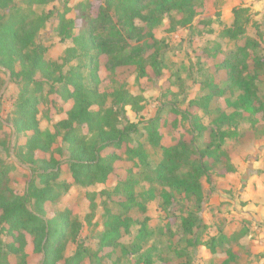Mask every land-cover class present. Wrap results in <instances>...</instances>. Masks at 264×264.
<instances>
[{
    "label": "trees",
    "instance_id": "1",
    "mask_svg": "<svg viewBox=\"0 0 264 264\" xmlns=\"http://www.w3.org/2000/svg\"><path fill=\"white\" fill-rule=\"evenodd\" d=\"M19 1L25 6L13 4L14 0H0L3 11L0 66L10 72L19 87L13 101L12 122L18 135L17 155L21 162L31 166V177L26 192L18 193L11 186L12 167L0 157V264H32V257L38 255L36 264H84L86 261L88 264H154L152 251L146 250L154 234L149 227L148 202L162 203L170 212L175 209V203L194 199L201 208L205 200L202 178L206 177L213 185L212 171L220 165V176L234 171L224 148L226 141H248L246 134L239 130L240 122L250 124L247 132L253 138L262 131L258 128L261 120L264 121V34L260 23L254 19L250 7L236 6L233 23L225 25L220 33L221 37L233 41L234 47L225 53L218 42L210 48L204 47L202 55L198 54V63L206 69L201 83L206 93L191 99L182 109L173 91L175 83L168 78L161 93L168 112L164 114L160 108L140 128L139 122L130 119L127 108L140 113L146 98L129 90L123 74L136 72L137 80L146 79L139 83L142 90L151 77L153 80L164 77V42L156 37L154 29L164 15L170 24L168 32L177 31L178 26L195 32L192 29L211 23V18L195 22L196 5L202 0H151L153 8L147 13L142 8L147 0H100L96 15L81 20L79 32H76L75 18L69 17L72 8L66 0L59 14L57 33L61 40L73 42L66 52L67 62L76 63L67 71L62 65L47 62V49L37 44V37L52 13L36 15L34 7L55 0ZM92 6L88 1L77 4L75 9L88 13ZM138 20L143 26L137 24ZM249 25L255 27V36L248 33ZM131 38L136 44L130 43ZM102 67L112 73L113 85L108 88H103ZM39 73L45 81L37 78ZM1 84L0 81V92ZM153 85L154 82L149 86ZM42 102H51L66 117L52 128L43 129L39 118ZM69 102L72 106L65 110L64 105ZM198 110L215 112L210 114L209 125L202 122ZM182 118L190 125L189 139L182 138L177 145L165 147L155 175L147 176L141 183L135 173L149 163L147 146L159 147L163 131L180 128ZM134 135L144 136L145 141L134 140ZM195 135H201L206 143L198 153L189 151ZM59 139L63 146L55 148ZM5 144L4 138L0 145ZM53 152L67 154L72 183L57 182L61 161ZM48 153H51L49 158L42 156ZM187 162L190 170L181 172ZM155 180L161 184L159 188L154 187ZM108 181L116 182L113 192H85L90 208L86 215L88 223L95 215L100 198L106 215L99 247L93 250L82 241L83 222L74 216L71 207L59 211L48 207L61 197V191L68 192L73 184L87 188ZM180 219L182 235L194 233L202 221L192 209ZM134 226H138L135 241L127 246L122 239ZM161 231L169 234L174 244L181 239L170 226ZM28 236L32 237V254L27 251ZM229 239L220 233L211 238L207 247L216 254L218 247ZM69 242L76 244L71 256L66 255ZM199 244L196 236L189 241L193 247ZM175 253V260L162 259L161 264H192L187 249L177 248ZM10 256L17 262L11 263ZM236 257L233 250H228L227 258L217 264H232Z\"/></svg>",
    "mask_w": 264,
    "mask_h": 264
},
{
    "label": "rangeland",
    "instance_id": "2",
    "mask_svg": "<svg viewBox=\"0 0 264 264\" xmlns=\"http://www.w3.org/2000/svg\"><path fill=\"white\" fill-rule=\"evenodd\" d=\"M66 0H55L45 6H35L34 10L36 15H40L43 12H51L52 16L47 21L46 26L40 31L37 37V44L44 46L47 51L45 59L47 62H55L59 65L64 66V70L67 71L69 67L76 63L67 62V49L73 45L71 40H61L57 33V27L59 24V14L63 11ZM92 2L93 6L88 13L77 11L75 8L79 3ZM100 0H69V6L72 8V12L69 17L75 18L77 22L76 32L80 31V24L83 17L91 18L94 17L98 10V4ZM13 4H18L20 7H24L19 0H14ZM143 10L149 12L153 8L151 0H147L142 4ZM197 9V22L199 19H212L211 23L201 26L191 32L189 28L178 26L177 31L168 32L170 28L169 20L166 15L163 16L162 22L158 25L155 30L157 38L162 40L164 43V50L162 58L164 61V72L165 75L161 79H154L151 77L144 84L145 90L140 88L139 83L145 82L146 79L140 81L136 79L137 73H126L123 77L127 79L129 90L135 94H142L145 96V102L143 103L144 108L140 113H136L130 107L127 108L128 115L131 120L139 122L140 128L143 126V122L150 118L155 117L158 110L163 109V113L166 114L169 107H165L163 104L164 99L161 96L162 87L168 78H171L175 85L173 91L175 92L180 108L185 109L188 102L191 99L199 98L206 93V90L201 87V83L205 80L206 69L202 67L201 63H198V54L202 55L204 47H212L216 43L222 44V49L225 53L234 47L233 41L221 37L220 33L223 30L225 23L222 21V10L221 0H202L196 5ZM3 13L0 9V14ZM177 17H180L175 12ZM255 19V18H254ZM259 22V21H258ZM260 23V22H259ZM139 26H143L141 20L137 21ZM125 30V29H124ZM198 30H201L200 32ZM207 30H213L212 33H208ZM248 33L252 36L256 35V29L254 26L249 25ZM134 36V35H133ZM131 44H136L134 38L130 39ZM264 43V41H263ZM202 61V60H201ZM153 75V74H152ZM100 76L103 80V88H108L113 85L112 73L107 67H102L100 70ZM39 80L45 81L46 78L39 73L37 75ZM0 81L1 92H0V142L6 139L5 145H0V157L3 161L12 167V182L11 186L20 194H24L27 189L28 182L31 177V166L29 164L20 161L17 155V133L13 126V101L18 94V84L11 78L10 72L0 66ZM154 82L153 86H149ZM53 98V97H52ZM72 102L64 105L65 110L70 109ZM211 113H205L202 110H198L197 114L201 118L205 125L211 123ZM211 114V115H210ZM66 117L65 113H58L57 109L51 104V102H42L40 104V123L43 129L52 128L53 125L60 119ZM250 128V124L247 121H241L239 124V130L241 133L246 134L245 137L248 141L245 143L235 139H228L225 150L230 154H235L236 158H240L239 161L246 162L249 158L244 156L240 151V145L246 144L251 141H255L258 138L264 136V121L261 120L258 128L261 132L257 133V138H253L247 131ZM190 125L184 118L181 120V126L177 130H164L163 140L159 147L147 146L149 151V163L141 166L136 170L135 177L143 183L144 178L147 176H154L155 169L163 158V152L165 147L177 145L182 138H187L191 135ZM252 137V139H250ZM134 140L140 139L145 141L144 136L134 135ZM20 141L23 142V139ZM226 141V142H227ZM63 146L61 139L57 142L55 148ZM206 146L201 135H195V142L190 144L189 151L198 153ZM243 151V150H242ZM54 153V152H53ZM56 157L61 161V176L57 181L59 184L62 182H73L68 163L66 162L67 154L60 155L57 152L54 153ZM42 156L49 158L51 153L42 154ZM231 162V156H230ZM234 171L236 170L233 163H231ZM222 168L220 165L217 169L212 171L215 185H210L206 177L202 178V184L205 189V200L201 208H198V204L194 199L182 200L174 204L175 209H171L167 212L166 206L162 203L149 201L148 202V216L149 227L154 231L153 236L149 239L146 250H151L153 255L154 264H161L162 259L173 261L176 259V249L183 248L187 249L190 254L192 264H217L221 263L227 258V251L233 250L236 254V260L234 264H260L261 255L254 254L251 246L244 239V235L247 230H250L248 222L241 219L237 215V210L240 208L233 207L230 201H220L213 197V193L217 186V182H221L222 176L219 175L218 171ZM190 170V162L184 164L181 172H187ZM230 173V172H229ZM227 174V173H226ZM225 174V175H226ZM224 176V175H223ZM232 181H230L231 183ZM154 187L159 188V184L156 180L153 182ZM116 186L115 181H108L105 184H96L87 188H79L73 184L68 192H62L61 197L54 204L49 205V210L59 211L66 206L72 208L74 216L79 218L83 222V229L81 232L82 241L93 250L99 247V237L104 231V222L106 220L105 209L102 206L101 198L99 199V205L96 209L95 215L90 223L86 219V215L90 211L89 201L85 197L86 191L99 192L101 190H109L113 192ZM214 187V190L212 189ZM213 191H212V190ZM211 190V191H210ZM237 192H231L228 197L232 200L236 199ZM104 200V199H103ZM110 206L115 207L114 203ZM30 208L32 206L30 205ZM194 210L199 213L201 218V224L194 228V233L189 235H182L179 231V225L181 223L180 217L187 215L189 210ZM173 222L170 224L169 222ZM170 226L171 229L177 234V237L181 236V239L174 244L171 241L169 234L163 233L161 230ZM138 232V226H134L131 229V233L122 239V243L131 246ZM220 233L225 234L229 237L224 245H220L217 249L216 254H212L207 247L208 242L214 236H219ZM194 236L200 240L201 244L197 247L189 245V241L194 239ZM29 244L27 246L28 253H33L32 237L28 236ZM76 249V244L69 242L66 250V255L71 256ZM11 263H16L17 259L13 256L9 257ZM39 255L33 256L31 259L32 264H36L39 261ZM88 264V261L84 262Z\"/></svg>",
    "mask_w": 264,
    "mask_h": 264
},
{
    "label": "crops",
    "instance_id": "3",
    "mask_svg": "<svg viewBox=\"0 0 264 264\" xmlns=\"http://www.w3.org/2000/svg\"><path fill=\"white\" fill-rule=\"evenodd\" d=\"M238 5L251 8L264 34V0H221L223 23L231 26L234 21L233 9ZM227 143L228 141L225 146ZM240 146L242 154L249 159L242 162L239 161L240 156L236 158L235 154H230L231 163L236 170L220 177L222 182H217L213 197L219 200V203L230 201L233 207L240 208L236 214L246 220L250 227L244 235V240L250 244L254 254L261 255L259 263L264 264V136ZM230 191L237 192L235 200L228 197Z\"/></svg>",
    "mask_w": 264,
    "mask_h": 264
}]
</instances>
